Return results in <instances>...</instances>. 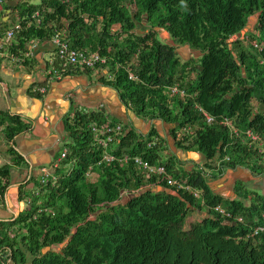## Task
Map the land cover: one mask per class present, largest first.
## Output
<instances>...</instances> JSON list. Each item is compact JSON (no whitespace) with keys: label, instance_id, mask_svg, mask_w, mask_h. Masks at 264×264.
<instances>
[{"label":"trees","instance_id":"obj_1","mask_svg":"<svg viewBox=\"0 0 264 264\" xmlns=\"http://www.w3.org/2000/svg\"><path fill=\"white\" fill-rule=\"evenodd\" d=\"M8 10L19 26L15 52L24 51L29 39L48 43L55 33L70 49L97 52L106 59L103 69L109 75L100 81L122 105L145 121L173 125L175 148L197 153L203 161H190L194 166L187 170L154 128L140 133L120 120L124 134L109 153L163 164L200 199L144 174L132 162L97 164L102 151L92 146L88 124L104 123L108 114L102 106L88 114L75 110L65 122L66 157L55 170V184L35 182L38 195L35 189L23 195L31 199L23 212L0 221V264L28 259V264H264V230L253 233L262 224L264 196L237 183V199L230 200L213 193L207 182L238 167L264 175V154L246 137L250 132L264 140V0H40ZM255 13L254 32L248 34L252 42L229 41ZM142 17L148 29L138 35L135 22ZM6 29L1 23L0 38ZM178 47L200 56L181 60ZM90 72L67 68L62 76ZM172 86L184 95H170ZM30 95L44 96L34 90ZM199 109L215 121L208 124ZM222 119L230 120L236 133ZM0 127L5 153L12 164H21L12 142L27 125L0 112ZM153 137L155 144L148 146ZM9 173L10 165H0V200ZM154 187L161 190L150 191ZM217 206L232 218L214 211ZM192 209L205 214L183 230ZM60 244V250L52 249Z\"/></svg>","mask_w":264,"mask_h":264},{"label":"crops","instance_id":"obj_2","mask_svg":"<svg viewBox=\"0 0 264 264\" xmlns=\"http://www.w3.org/2000/svg\"><path fill=\"white\" fill-rule=\"evenodd\" d=\"M22 2L28 0H4L0 9V24L6 22L7 29L13 27L17 18L8 9ZM53 53L54 47L48 42L40 44L34 51V58L24 66H16L8 60L0 61V112L19 116L28 127L26 132L15 136L12 142L14 150L23 159L19 165L12 164V158L5 153V143L0 136V165H10L8 189L4 198L0 200V221L13 220L23 212L25 209L23 195L35 189V186L28 187L29 182H37L40 170L57 161L68 142L65 122L71 117L74 107L93 111L102 106L112 120L130 122L128 117L123 115L121 109L123 105L117 93L100 81L108 79L106 69L46 81L44 62L52 57ZM40 84H45L44 96L41 98L31 96L32 87ZM141 120L143 124L145 120ZM144 125L145 129H137L140 133H147L154 128L161 138L166 137L165 132L158 131L157 125L149 121ZM177 157L182 161L190 160ZM199 162L201 159H198L197 163ZM193 166L194 164L190 166L185 164L184 167L190 170ZM221 178L223 177L220 176L216 180ZM207 182L213 193L230 200L237 199L235 194L237 183H242L247 190L264 196V175H253L246 169H235L231 176L224 177L225 187L223 184L212 186L209 181ZM29 261L30 259L25 264Z\"/></svg>","mask_w":264,"mask_h":264},{"label":"built area","instance_id":"obj_3","mask_svg":"<svg viewBox=\"0 0 264 264\" xmlns=\"http://www.w3.org/2000/svg\"><path fill=\"white\" fill-rule=\"evenodd\" d=\"M3 1L4 0H0V9L2 8ZM32 16L36 17L37 12H35ZM29 25L30 23L27 24V27ZM18 28V24H15L13 27L6 29L3 37L0 38V61L8 60L16 66H24L34 58V51L40 45V42L34 38L29 39L26 43V49L24 51L17 50V52H15L14 47L16 46V42L14 33L18 30ZM50 43L54 47V57L52 56L44 62L43 70L46 74V81L61 79L63 77V73L66 71L67 68H72L73 70H92L98 72L103 70V67L106 64V59L101 57L95 51H79L70 49L58 33L53 34L50 39ZM254 47L257 48L258 44H254ZM128 77L130 79H134V76L130 73H128ZM33 90L39 93L40 95H44L46 93V88L44 86H35ZM168 93L172 96L177 94L180 96L184 95V91L179 90L177 86L169 87ZM99 108L100 106L93 111H97ZM75 110L82 112L83 114L93 112L85 110L84 108L78 106L73 108V112ZM199 111L202 110L199 109ZM202 114L208 124L215 121L213 117L209 116L204 111H202ZM105 120L106 121L104 123L98 124L96 122H90L88 124V130L91 134L92 139V146L95 147L97 150L102 151V156L97 162V164H100L101 162L112 163L115 161L121 164L132 162L144 174L155 177L157 179H165L167 185H175L177 189L189 192L193 198L200 199L201 195L197 190H194L186 185H183L181 182L174 180L171 175L167 173L166 168L163 164H150L148 161L143 160L141 157H129L127 155L116 157L109 153L108 150L112 146H114L115 143L124 134V125L119 121L112 120L109 115H105ZM220 123L225 124L232 133H236V130L230 120L222 119ZM1 129L2 127H0V131ZM246 135V137L249 138L253 144H256V146H258V151L261 154H264V140H260L258 135L251 134L250 132H247ZM155 140L156 138L153 137V139L148 142L147 145L153 146L155 144ZM65 157L66 150L63 149V151L59 154L57 161H55L48 168H42L40 170L37 179V184L39 186L43 187L47 183H50L51 185L55 184V170L60 167L61 162L65 159ZM34 193L35 195H38V190L35 189ZM23 203L26 207L31 203V199L25 197L23 199ZM38 204L39 202H36V205ZM214 211L219 212L226 218H232V216L228 212H225L219 206L215 207ZM38 212H41V210L39 209ZM234 219L236 221H241V217L239 216L235 217ZM260 219L262 224L255 227L253 231L254 234L264 230V212L261 214ZM0 257L4 258L1 250Z\"/></svg>","mask_w":264,"mask_h":264},{"label":"rangeland","instance_id":"obj_4","mask_svg":"<svg viewBox=\"0 0 264 264\" xmlns=\"http://www.w3.org/2000/svg\"><path fill=\"white\" fill-rule=\"evenodd\" d=\"M39 1L40 0H28V2L32 5H37L39 4ZM256 20H257V13L253 14L252 16H250L247 20V24L245 26V28L242 30V32L244 31L243 35L242 34H239V35H236L235 38H231L229 41H232V40H235V39H240L243 41V45L244 46H247L249 45L252 41L250 40V37L248 34H251L254 32V26H255V23H256ZM115 28H113L114 30ZM148 27L146 26V23H145V19L144 17H142V20L140 22H135V28H134V32L138 35H142L145 30H147ZM155 31H157L158 33V37L164 41V42H167V43H171L168 35L163 32L162 30H159V29H155ZM244 35H247L246 37H244ZM177 51V54L178 56L180 57L181 60H183L182 58H186L184 60H188V59H194L195 61L198 59V57L200 56V54L198 52H195V51H191L189 50L187 47H178L176 49ZM190 55V56H189ZM144 122V121H143ZM148 121H145L141 126L142 128H139L140 130H143V128L145 127L144 124H146ZM151 122V124H155L158 126V131L160 133H163L165 132V136H163L166 141H167V145H168V141L169 140H173V138L171 137L170 135V131L172 129H174V126L173 125H170V124H167V123H163L161 121H158V120H153V121H149ZM145 129V128H144ZM168 135V137H167ZM169 148V147H168ZM179 151L181 152L180 154V158H189L190 160H186L185 159V162H186V165L187 166H190L191 164L193 165V163H191L190 161H193L195 163H197L198 159H201V162L197 163L198 165H200L203 161V158L201 155L199 154H196L194 155L193 153L191 152H182L180 149ZM3 152H1L2 154ZM237 169H244V168H240L238 167ZM233 170H227L221 177H228V176H231ZM223 178H221L220 180L219 179H209V183L212 184V186H216L217 184L218 185H222L223 184ZM34 182L36 181H30L29 184H28V187L29 188H34L35 184ZM224 187L226 186L225 184H223ZM226 189V188H225ZM259 192V191H257ZM205 214V212H199L198 210H195V209H192L189 213V215L187 216V218L185 219V222H184V225H183V230H187L189 228V226L191 224H193L194 222H197L200 220V218ZM62 247V244L56 246V247H52V249L54 251H58L60 250V248ZM50 250V248H49ZM44 253L48 250H46V248L43 250Z\"/></svg>","mask_w":264,"mask_h":264},{"label":"water","instance_id":"obj_5","mask_svg":"<svg viewBox=\"0 0 264 264\" xmlns=\"http://www.w3.org/2000/svg\"><path fill=\"white\" fill-rule=\"evenodd\" d=\"M243 33H244V31L243 32L241 31L239 34L243 35ZM239 34H236V35H239ZM235 36H233L232 38L234 39ZM121 109H122L124 117H128V119L130 120L131 124L133 125V127L135 129L142 128V126H141L142 120L141 119H139L131 110H128L125 106H123ZM167 137H168V135H167ZM168 147H169V149L171 150L172 153H174L177 156L181 157L180 156L181 152L179 151V149L175 148L174 140H169L168 141ZM159 190H161V188H159V187L155 188L154 187V188H151L150 191H159ZM146 191H148V189L142 190L138 194H141V193L146 192ZM62 246H63V244H62ZM46 250H49V248L47 247ZM42 253H44V251H42Z\"/></svg>","mask_w":264,"mask_h":264}]
</instances>
